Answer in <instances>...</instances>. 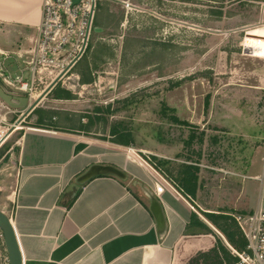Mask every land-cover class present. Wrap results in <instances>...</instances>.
I'll return each instance as SVG.
<instances>
[{
	"label": "rangeland",
	"instance_id": "1",
	"mask_svg": "<svg viewBox=\"0 0 264 264\" xmlns=\"http://www.w3.org/2000/svg\"><path fill=\"white\" fill-rule=\"evenodd\" d=\"M126 3L131 4V11L126 10ZM96 15V24L104 30L93 32L77 67L88 74L92 63L98 71L94 82L82 86L69 75L36 109L50 116L55 110L76 116L82 127L88 126V132L78 135L110 144L111 129L121 124L133 138L131 147H122L123 153L134 148L144 152L140 155L147 161H168L162 168L170 178L169 171L176 175L184 164L195 165L199 168V205L212 213L231 207L238 197L237 184L252 182L228 176L232 174L226 171L242 172L237 167L243 168L248 160L253 169L264 164L259 161L264 154V0H100ZM104 19L112 23L105 26ZM245 38L246 50L255 58L243 54ZM9 42L0 35V44ZM20 46L24 60H5L14 77L31 60L33 44L27 41ZM25 75L28 80L29 73ZM63 91L71 93L73 100L54 102L53 94ZM127 99L141 103L122 110ZM1 102L8 132L6 123L22 117L25 110ZM164 104L174 112L163 115ZM12 110L20 113H9ZM35 110L23 120L24 127L35 123ZM172 116L182 124H175ZM90 117L93 125H89ZM10 146L11 140L0 148V159ZM3 165L10 177L2 181L7 192L1 190L2 185L0 192L10 195L13 158ZM254 173L255 169L250 171ZM246 198L254 206L259 193L251 191ZM0 241L4 242L1 230Z\"/></svg>",
	"mask_w": 264,
	"mask_h": 264
},
{
	"label": "crops",
	"instance_id": "2",
	"mask_svg": "<svg viewBox=\"0 0 264 264\" xmlns=\"http://www.w3.org/2000/svg\"><path fill=\"white\" fill-rule=\"evenodd\" d=\"M42 4L43 0H0V35L10 39L8 44H0L3 55L0 61L13 57L17 62L26 58L20 44L28 41L34 47ZM103 21L105 26L112 23L109 19ZM113 25L118 28V24ZM95 26L100 28L96 20ZM78 65L72 76L82 86H90L98 71L91 63L86 74L77 69ZM53 100L68 101L54 97ZM4 107L0 101L2 137L8 133L4 129ZM55 112L50 116V112L42 111V122L35 114V123L28 127L23 126L22 117L6 123L12 133L2 146L9 140L11 146L0 159V186L7 192L2 181L10 177L9 171L1 163L13 158L14 189L8 197L0 192L3 196L0 211L11 218L23 264H193L198 254L212 249L220 233L204 218V213L212 212L199 205V194L195 197L185 194L162 174L158 179L165 190L156 195L154 180L149 175L151 167L129 161L122 152L123 146L78 135L83 130L81 120L62 110ZM262 149L264 153V145ZM262 160L264 163V154L259 159ZM247 162L243 168L237 167L242 172L232 169L226 174L252 183L237 184L239 198L231 207L224 206L220 211L247 217L264 207V164L261 168L258 164L255 173L250 174L254 166ZM93 165L116 167L126 173L127 179L101 175L84 185L75 184ZM256 190L257 203L249 206L246 196ZM151 197L160 202L164 211L166 225L161 230L150 209ZM204 225L213 233L204 230ZM0 244V264H9L4 242Z\"/></svg>",
	"mask_w": 264,
	"mask_h": 264
},
{
	"label": "built area",
	"instance_id": "3",
	"mask_svg": "<svg viewBox=\"0 0 264 264\" xmlns=\"http://www.w3.org/2000/svg\"><path fill=\"white\" fill-rule=\"evenodd\" d=\"M74 1L43 0L38 36L27 68L20 70V75L14 77L5 67L6 59L0 61V81L7 93L24 94L30 104L39 101L38 107L52 89L70 79L69 75L72 76V71L84 58L90 46L100 0ZM125 8L127 11L132 10L129 3L125 4ZM245 41L246 38L242 43L243 54L255 58L254 53L246 50ZM25 72L29 73L28 80ZM128 151L138 155L145 165L151 167L149 175L154 180L155 194L161 195L165 186L158 179L162 175L160 169L153 163L150 165V158L147 161L140 155L145 153L134 148H126L124 152L129 161L134 160L129 158ZM162 179L167 181V177ZM234 218L247 241L246 251H233L239 259L237 264H264V207H259L247 219L242 216Z\"/></svg>",
	"mask_w": 264,
	"mask_h": 264
},
{
	"label": "trees",
	"instance_id": "4",
	"mask_svg": "<svg viewBox=\"0 0 264 264\" xmlns=\"http://www.w3.org/2000/svg\"><path fill=\"white\" fill-rule=\"evenodd\" d=\"M54 98L62 99V100H73V96L71 93L67 91H63L62 94H53ZM141 103V100H124L122 102V110L125 108H129L133 105H138ZM120 103H118L119 105ZM99 110V109H98ZM114 112H119V109H114ZM168 111L172 114L174 109H169L165 104L163 105L162 114L167 116ZM42 110H36L35 114L39 115V121L42 122V118L40 113ZM99 113V112H96ZM172 121L175 124H182L179 119L175 116L171 117ZM94 120L90 117L89 125H93ZM120 125V126H119ZM116 125L111 129V135L114 137L112 143L123 146V147H131L133 145L132 133L129 129L124 126L121 127V124ZM82 131L88 132V126H83ZM156 162L151 159V162L156 166V168L160 169L162 174L170 176L163 171L162 166H166L170 164L168 161H161L154 158ZM173 177L170 178L172 182L183 192L191 197H195L199 190V179L198 172L199 168L195 165L184 164L182 168L177 171L176 175L172 171H169ZM234 213L222 212L218 213H204V218L210 223L223 237V239L218 238L216 244L206 253H200L194 258L193 264H237L238 257L233 254V251L237 253H242L246 251L247 241L239 228L237 222L234 218ZM204 230L213 233V230L209 228V226L204 225Z\"/></svg>",
	"mask_w": 264,
	"mask_h": 264
},
{
	"label": "water",
	"instance_id": "5",
	"mask_svg": "<svg viewBox=\"0 0 264 264\" xmlns=\"http://www.w3.org/2000/svg\"><path fill=\"white\" fill-rule=\"evenodd\" d=\"M75 3L78 0L74 1ZM94 33H101L103 32L100 28H94ZM51 89V88H50ZM112 90V89H111ZM0 100L3 101L8 107L16 110H25V113L22 115V119L27 117L28 115L33 112L39 101L30 104L27 97H18L7 93L1 86H0ZM12 133L8 131L7 135L2 137L0 135V146L6 141V139ZM101 175H113L119 179L126 180L127 175L120 169H117L113 166H105V165H93L91 166L83 175H81L75 182L78 185H84L92 178ZM74 185H72L73 187ZM8 197V194L4 195ZM151 211L157 221L159 230L165 228V217L162 205L156 199L151 197ZM0 230L2 231L4 245L6 248V252L8 255L9 264H23V257L22 253L18 244V240L16 237V233L13 227L12 222L10 221L9 217L0 211Z\"/></svg>",
	"mask_w": 264,
	"mask_h": 264
},
{
	"label": "bare ground",
	"instance_id": "6",
	"mask_svg": "<svg viewBox=\"0 0 264 264\" xmlns=\"http://www.w3.org/2000/svg\"><path fill=\"white\" fill-rule=\"evenodd\" d=\"M129 152V158L136 161V162H139V163H143V160L138 156L136 155L135 153H133L132 151H128Z\"/></svg>",
	"mask_w": 264,
	"mask_h": 264
}]
</instances>
